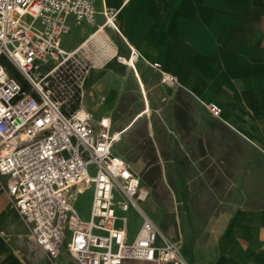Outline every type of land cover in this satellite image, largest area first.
<instances>
[{"label":"crops","instance_id":"crops-1","mask_svg":"<svg viewBox=\"0 0 264 264\" xmlns=\"http://www.w3.org/2000/svg\"><path fill=\"white\" fill-rule=\"evenodd\" d=\"M105 8L119 10L116 30L98 32ZM95 10V26H77L69 19L70 28H81L83 35L75 47L66 49L63 41L62 48L73 52L86 44L84 55L93 65L90 75L94 72L113 86L103 115L96 110L105 95L85 90L90 102L84 106L96 118L111 120L113 131L121 135L114 147L119 157L117 147L125 133L114 129L109 112L126 107L122 102L131 83L144 101L133 124L164 114L169 136L158 133L156 120H149L148 137L164 164V183L146 201L153 221L180 245L186 264H264V0H97ZM131 48L146 61L161 64L177 86L162 85L160 74L142 60L135 72L109 60L115 54L129 57ZM97 99L101 102L93 105ZM176 101L187 113L181 120L175 117ZM211 103L221 109L219 118L206 109ZM171 107L176 110L168 114ZM179 122L181 135L175 130ZM186 128L191 135L185 136ZM211 160L217 165L211 164L213 172L205 166ZM213 177H224V183L218 185ZM225 192L241 194L240 203L226 200L223 209L213 194ZM182 193L186 200L179 199ZM4 195L13 213L16 209ZM163 207L175 210L176 216L160 217ZM179 208L187 210L185 216H178ZM3 212L0 208V264H76L64 246L56 259L48 258L34 245L31 227L18 212L10 230L5 229ZM128 212L117 210V226L125 227L132 243L143 218L134 235L128 229Z\"/></svg>","mask_w":264,"mask_h":264},{"label":"built area","instance_id":"built-area-1","mask_svg":"<svg viewBox=\"0 0 264 264\" xmlns=\"http://www.w3.org/2000/svg\"><path fill=\"white\" fill-rule=\"evenodd\" d=\"M96 1L0 0V178L31 227L34 245L50 259L70 235L67 250L76 264H186L141 208L150 192L114 153L121 135L109 118H96L83 104L93 68L86 44L73 52L62 48L70 18L77 26L96 25ZM118 13L105 8L98 32L116 30ZM109 60L133 69L142 60L160 74L162 85L177 86L161 64L146 61L134 48L129 57L115 54ZM206 109L221 116L216 104ZM89 188L93 198L85 221L72 199L75 191ZM131 208L143 223L128 243L125 227L117 226V210Z\"/></svg>","mask_w":264,"mask_h":264},{"label":"rangeland","instance_id":"rangeland-1","mask_svg":"<svg viewBox=\"0 0 264 264\" xmlns=\"http://www.w3.org/2000/svg\"><path fill=\"white\" fill-rule=\"evenodd\" d=\"M27 21L30 22V19H27ZM82 32H83V30L81 28L73 26L70 33L64 38V40H63L64 45L63 46L66 49H71V48L75 47L78 44L81 35H83ZM106 69H107V67H106ZM106 71H108V70H106ZM132 72H135V69H133ZM131 84L132 85L128 87V90L125 93L126 94V97L124 99L125 101L122 102V100H121V102L123 104H125L124 106H126V107H121L118 105L114 109H112L109 112V114H110V117L112 118L114 129L116 131H123L125 133L122 143L120 145H118V147H117V154H119L131 166L132 170L136 174H138L139 176L142 177L146 187L148 188V190L151 194L150 199L152 198V200H153V190L157 191L161 187V185L164 183V182H162L163 178L161 175L162 171L164 169V164L162 165L161 162L158 160L157 151L154 149L153 143H152L151 139L148 137L149 120H151V119L156 120V124H158V126H159L158 133H161L162 136H169L170 132L166 128V125H165L166 119L164 117V114H160V113L151 114L150 119L146 118L145 120H141L140 122L133 124V122L135 120V116L140 111L139 105H142L144 101H143V96H140L138 91L136 90V86L133 83H131ZM112 87L113 86L110 85L107 80H103L101 78H98L97 74L94 72L90 75L89 80H87L86 87L84 86V91L86 90V92H93L96 95H105L107 97L105 102H102L96 110L97 113L100 115H103V110L106 109V107L108 106L109 99L112 97V93H113ZM85 95L86 94L84 93L83 104L85 102L86 103L90 102L89 96L85 100ZM179 101H181L180 98H179ZM100 102L101 101H99L97 99L96 101L94 100L92 102V104L97 105ZM178 105H180V102L176 101L175 106H178ZM173 109L176 110V107H171L170 113H168V114H171V111ZM90 111L93 113V115L97 116L92 111V109ZM106 113L107 112H105V114ZM182 115L187 117V113L182 112L181 107L178 106L177 110L175 111V117H177L179 120H181ZM144 122H147V124ZM177 126L178 127L175 130L178 131L181 135V132H182L181 123L179 122ZM209 130H211V132H212L211 128H209ZM209 130H206V132L209 133ZM214 131L215 130H213V132ZM213 132H212V134H213ZM191 133H192L191 130H189L188 128L185 129V136H189V135H191ZM178 147H179V149H181L180 144H178ZM212 150H213V145H209L207 148V151L210 152ZM212 163L216 165V161H214V160L213 161L212 160L211 161H205V166H206V169L210 168V170H212V172H213V169L215 168V166L211 165ZM177 164H179V163H177ZM213 178H215L216 182L218 181V183H217L218 185L221 183H224L223 182L224 177H213ZM4 185H5L4 179H1L0 180V208H2V210L4 209V211H5V212H3V214L4 213L7 214L6 215V217H7L6 223L4 225V228L10 230L11 224L16 221L15 215H16L17 211H14L12 213L6 207L7 201H6L5 195H4V191L6 192ZM215 195H218V197H216ZM240 195L241 194L235 195V194H231L228 192L221 193V194H213V200L214 199L220 200L221 204L223 205V209H226L225 201L227 200L226 204H228L229 202H233L236 205L237 203H240ZM7 196H9L8 193H7ZM186 196L187 195L185 193L184 194L182 193L181 195H179V199L180 200H182V199L186 200V198H185ZM8 198L10 200V197H8ZM92 198H93L92 188L86 189L82 193H78L77 191H75L73 194L72 206L77 211V213L80 215V217L85 221L88 220L90 217ZM141 208L153 220V216H150L152 214V209L148 205V203H146V202L142 203ZM164 208L165 207H163L160 210V213H159L160 217H162L164 215L163 216L164 219L166 220V218H167V220H169L171 216H174V217L176 216V215H173L174 214L173 211H175V210L164 209ZM224 211H227V210H224ZM185 212H187L186 209L179 208L178 216H185ZM126 217L128 218V221H129L128 229H130V231H132L133 234L135 235L139 230L140 222L142 221L141 220L142 216L136 210L131 208L129 210V212L126 214ZM161 233L171 243H173L175 246H177L179 248L180 253L183 257L184 254L181 252L180 245L177 242L171 240L169 237H167L165 235V233H163L162 231H161ZM69 241H70V235H67V242L64 245L65 249H67V244L69 243ZM183 259H184V257H183Z\"/></svg>","mask_w":264,"mask_h":264},{"label":"trees","instance_id":"trees-1","mask_svg":"<svg viewBox=\"0 0 264 264\" xmlns=\"http://www.w3.org/2000/svg\"><path fill=\"white\" fill-rule=\"evenodd\" d=\"M17 78L20 79L18 76H17ZM141 180H142L143 185L146 187V185H145L144 180L142 179V177H141Z\"/></svg>","mask_w":264,"mask_h":264}]
</instances>
